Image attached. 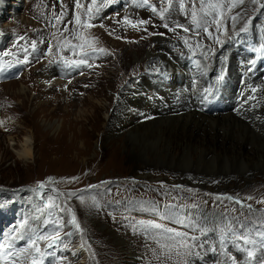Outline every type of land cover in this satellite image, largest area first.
<instances>
[{
    "label": "rangeland",
    "instance_id": "obj_1",
    "mask_svg": "<svg viewBox=\"0 0 264 264\" xmlns=\"http://www.w3.org/2000/svg\"><path fill=\"white\" fill-rule=\"evenodd\" d=\"M42 1H25L20 13L30 19L17 20L14 14L0 11V27L9 33L12 29L35 24L38 18L31 10L42 4ZM117 1L100 0L98 4V0H95V3L93 0H77L76 4L79 5L78 8L89 9L91 6L93 15L85 21L93 25L114 13L121 16L120 13L125 11H143L145 17L151 20L148 28L150 39L154 41L157 34H164L174 40V43L167 46L182 67L184 64L177 54L196 57L201 49L200 44L208 43L211 45L208 56L211 62L215 50H218L222 43H233L241 34L254 39L259 29L256 25L254 33L250 35L253 23L264 19V0H243L242 3L239 0H147V3H144V0H132L133 8L145 10L127 7L115 12L111 3ZM56 2L57 0H50V5L55 6ZM66 9L69 13L63 14L54 25V42L50 53L44 54L45 59L36 62L31 69H26L20 77L4 81L0 85V220L4 215H9L12 225L15 220L14 212L21 204L26 209V218L28 216V219L12 229L11 235L8 234L5 239L0 240L1 253L8 254L0 258V264H32L35 257L29 253L35 251V255L48 259L47 243L51 248L52 235L57 231L55 228L61 234L65 233L62 239L65 244L62 250L64 255L51 259L53 264H155L156 260L153 258L146 262L144 256L147 257L148 254L156 255L159 264H203L206 262L198 258L197 254L214 248L197 247L200 239L191 232L193 219L198 221L199 225L202 224L204 229L218 235L223 232L231 237L229 244L238 252L237 257H231L229 264L235 260L233 264H264L263 249L256 246L258 237L264 236V205L257 203L259 187L256 185L218 190L216 186L226 181L215 179L208 187L197 182H184L174 172H165L167 175H163V159L153 166L145 158L147 163L142 164L133 159L132 150L124 148L120 149L119 160L128 165L127 174L131 172L132 165L137 168L139 165L143 167L148 164V168L154 170V178L133 173L118 178L116 174L106 173V160L100 159L103 156H97V153L105 148L103 135L98 130L94 136H90V158L93 159L83 162L74 156L65 158L66 162L76 166L73 173L70 170L63 172L62 169H51L49 160L52 161L55 155L49 152V144L59 132L53 124H59L60 129L64 115L91 113V94L101 86V77L104 82H108L105 85L106 95L119 100L121 93L115 87L118 78L111 79L109 75L117 72L118 65H121L119 69L125 72L129 70V63L122 58L128 51V46L121 45L116 40V37L122 34L110 38L103 35L99 38L96 34H99V29L102 28L87 31L83 26L85 21H81L79 25L75 21L68 24L70 4ZM193 12L196 14V20L200 22V27L192 22ZM65 16H68V19L64 20ZM220 17V20H215ZM125 18L127 21H133L132 15L123 14L121 18L108 20L110 22L104 25L112 27L117 23L123 24L122 21L127 22ZM168 19L170 20L166 24ZM39 21L41 23V19ZM184 28L189 30L184 31ZM244 28H247V31H242ZM221 34L223 36H220ZM91 35L94 37L91 46L76 49L65 47L66 41L75 45L77 43L74 42L82 40L81 36L91 38ZM94 47L109 52L104 60L101 59L103 63L108 62L106 65L100 63L98 54L92 50ZM57 57H64L68 61L83 59L88 64H81L72 77L63 79L66 82L72 81L71 83L53 87L48 84L52 76H45L44 72L50 67V61ZM141 58L143 59V56ZM89 64L92 67L87 72ZM153 68L156 70L158 66ZM70 70L73 68L67 66L66 71ZM140 70L145 71L144 67ZM132 85H138L136 77L132 79ZM10 87L11 90L4 95ZM188 87L190 93V86ZM55 111H58V116L54 115ZM101 116L107 121L109 111L102 110ZM99 136H102L100 142L97 141ZM121 137L119 133L107 131L108 140ZM30 146L34 154L30 157L21 155L22 152L29 151ZM205 168L211 172L214 165L207 164ZM226 168L223 166L224 170ZM67 169H70V164ZM68 175L76 181L73 187L65 184ZM110 175L116 177L109 180ZM73 218L75 223H72ZM155 226L158 232L154 231ZM169 229L174 232L167 234L166 241L162 242L161 232ZM37 230L45 239L39 238L28 252L11 242L12 239L17 240L19 233L24 236L25 233ZM175 237H191L195 242L187 241L175 246L172 242ZM248 251H252L254 255L249 257ZM219 252L217 249L213 251V259L215 261L217 256V263L212 264H218L220 261L222 256Z\"/></svg>",
    "mask_w": 264,
    "mask_h": 264
},
{
    "label": "bare ground",
    "instance_id": "obj_2",
    "mask_svg": "<svg viewBox=\"0 0 264 264\" xmlns=\"http://www.w3.org/2000/svg\"><path fill=\"white\" fill-rule=\"evenodd\" d=\"M25 1L2 0L0 11L10 15L14 14V18L17 20L30 19V17L20 13ZM67 1L72 6L68 24L76 21L77 16L80 17L81 21H85L89 14L88 9L74 10L77 0ZM188 1L190 2V0ZM6 9L9 10L4 11ZM120 14L121 16L123 14L126 16L132 15L133 21L128 20L131 23L122 21L123 24L117 23L112 27H105L104 23L110 22L108 20L121 18L120 15L114 13L103 19V21L94 23L95 25L87 22L92 27L85 26V23H83V26L87 31L93 28H102L99 29L101 32L96 34L99 38L103 35L110 38L122 34L116 37V40L119 41V44L128 46V51L122 55V58L124 57V61L129 63V70L125 72L119 69L121 65H118L117 72L114 75H109L111 79L118 78L115 87L120 90L121 97L119 100H115L107 96L105 85L108 82H104V78L101 77L99 79L101 86L91 94V103L93 104L91 113L80 112L76 116L64 115L60 129H58L59 124L56 122L53 124V127L59 132L54 136V141L49 144V152L55 155L52 161L49 160L51 169H62L63 172L70 170L73 173L76 171V166L71 162H66L65 158L74 156L78 161L82 160L83 162L93 159L90 158V136H94L98 130L103 135L105 148L98 152L97 156L98 158L103 156L100 159L106 160V173L116 174L119 176L118 178L127 177L132 173L141 174V177L154 178L152 174L154 170L149 169L148 164L143 167L139 165L137 168L132 165L130 167L131 172L127 174L129 172L128 165H124L119 160L120 149L124 148L132 150L133 159L142 164L147 163L144 160L145 158L153 166L163 159L164 165L161 167L164 172L163 175L174 172L184 182H197L208 187L212 185L215 179L226 181L224 184L216 186L218 190L228 187L234 189L242 185L247 187L256 185L259 187L257 203L264 205V82L257 83L253 94L246 100L245 105L240 108L233 105L225 111L216 113L200 110L194 104L189 93V87L185 83V79L188 77L187 72L167 46L175 41L164 34H157L155 40H151L148 34L151 20L145 17L143 11H125ZM169 20L165 23L167 24ZM140 21H146V23L141 24ZM101 25L103 26L101 27ZM133 25L136 26L133 27ZM256 25L259 31L254 38L258 43H264V19L253 23L250 35L254 33L253 29ZM35 27H37L36 23L14 30L20 34H27ZM1 31L6 32L4 29ZM51 36L53 38V35ZM220 36H223V34ZM90 37L86 38L89 42L86 46H91V40L94 37L92 35ZM244 37L248 36L245 34L239 36L241 39ZM74 43L82 44L84 40ZM200 45L201 49L196 59L202 66L207 68L220 66L222 60L227 58L231 61L232 73L236 72L238 65L236 61H233L235 57L231 55L233 50L231 46L233 45L230 44V41H227L226 44L222 43L221 47L215 50L216 53L211 62L208 58L211 45L208 43H201ZM95 49H98V47ZM97 54L100 63H103L101 59L104 60L109 52L105 50L103 53L97 52ZM99 61L97 59L96 63ZM107 63L103 64L106 65ZM153 66H158V68L155 70ZM91 67H88L86 71L89 72ZM142 67L145 71L151 72H143L140 70ZM48 71L46 70L44 75L52 76L51 79L53 80L50 79L48 83L50 86H64L72 82H66V80L57 76L55 71ZM163 72L172 76L171 87L174 91L172 95H167L158 90V86L163 84L161 81ZM134 77L138 81L136 86L132 85ZM106 78L108 79V76ZM2 83L4 82H1L0 85ZM10 90L11 87L3 94H8ZM236 91L237 85L233 89L234 95H236ZM102 110L109 111L107 121L101 116ZM54 115L58 116V111H55ZM87 125H90V127ZM108 130L121 134L123 138L108 140ZM101 140L102 136H99L97 141L100 142ZM61 153L64 157H60ZM33 154L34 151L30 146L29 151L22 152L21 155L30 157ZM166 157L168 158L166 159ZM69 164L70 169H67ZM207 164L214 165L211 172L205 168ZM223 166L227 168L224 170ZM99 169H101V166ZM116 175H110L108 179L112 180ZM66 181L65 184L69 187H73L76 183L71 175L66 176ZM232 182H236V184ZM10 219L9 215L5 216L0 220V227L6 228ZM16 222L17 220H14L13 223ZM9 229L6 228L5 233H8ZM28 237V233H25L24 236L22 233L17 235V239L23 242L25 247L28 244ZM187 241H190L189 243L193 242L189 239H183L177 240L176 244L173 245H182L183 242ZM12 242L14 243L15 239ZM208 243L213 244L217 251L219 250V253H221L222 257L218 264H227V262L229 264L231 257H237L238 250L231 247L225 248L218 234L213 233L210 237H202L200 245L205 248ZM29 254L35 256L36 251ZM144 257L146 262L149 258H153L156 260L155 264L160 263L154 254H148L147 257ZM197 257L207 263H217V256H215L214 261V255L208 252L197 254ZM191 264L202 263L195 262Z\"/></svg>",
    "mask_w": 264,
    "mask_h": 264
},
{
    "label": "snow or ice",
    "instance_id": "obj_3",
    "mask_svg": "<svg viewBox=\"0 0 264 264\" xmlns=\"http://www.w3.org/2000/svg\"><path fill=\"white\" fill-rule=\"evenodd\" d=\"M239 2L242 3L243 0H239ZM253 2H256V0H253ZM93 3H95V0H93ZM144 3H147V0H144ZM233 6H235V5H233ZM181 7L183 8V4L182 3H181ZM153 11H155V8L154 7H153ZM89 12H91V6L89 7ZM192 15H193L192 22L194 24H196L197 27H200L199 22L196 20V14H195V12H193ZM57 19L59 20V19H61V17H57ZM125 20L127 21V18H125ZM75 22L78 25L81 23V20H80V17L79 16L76 17V21ZM127 22L128 23H131V21H127ZM84 23H85V26L92 27V25L91 24H88L87 21H85ZM139 23L143 24V23H146V21H140ZM102 26L103 25H101V27ZM135 26L136 25H133V27H135ZM165 27H167V25H165ZM180 27H182V26H180ZM65 30H67V27L65 28ZM188 30L189 29L184 28V31H188ZM205 30L207 31V29H205ZM242 31H247V28L242 29ZM209 35H211V33H209ZM81 39L84 40V43L73 45V44H71V41H66L65 47H71L72 49H76V48H84L86 45L89 44L88 40L86 38H84L83 36H81ZM185 43H187V41H185ZM33 50H35V44H33ZM92 50L95 51V52H101V53H103L105 51V49H95V48L92 49ZM84 55H87V53H84ZM24 62H26V61H24ZM65 63L75 64V66L79 67L81 64H86L87 61L81 59L79 61H65ZM88 66L91 67L90 64ZM253 91H255V90H253ZM72 223H75V218H73ZM77 227H78V225H77ZM157 227H159V225H157ZM168 231H171V229H169ZM40 239H45V237H40ZM55 239H59V237L57 236V237H55ZM37 251H39V249H37ZM247 255L249 257H252L254 255V253L252 251H248L247 252ZM32 264H37V261L33 260Z\"/></svg>",
    "mask_w": 264,
    "mask_h": 264
}]
</instances>
